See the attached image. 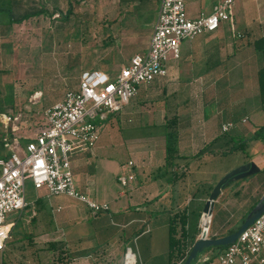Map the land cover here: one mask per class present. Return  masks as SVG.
I'll return each instance as SVG.
<instances>
[{"label": "crops", "instance_id": "1", "mask_svg": "<svg viewBox=\"0 0 264 264\" xmlns=\"http://www.w3.org/2000/svg\"><path fill=\"white\" fill-rule=\"evenodd\" d=\"M148 1L159 3V0ZM218 1L185 0L186 12L191 18L208 14ZM233 17L235 30L240 36H233L230 25L224 22L214 32L200 34L192 41H183L180 59L169 62L168 76L139 86L136 96L122 112L110 114L93 151L78 153L71 159L75 188L97 202L108 203L109 209L92 215L79 200L65 194L49 195L44 186L34 187L31 184L33 199L27 202L18 216L23 218L30 210L35 211V216L30 230H25L22 221L24 237L20 245L26 240L32 249L34 246L38 249L42 244L48 246L50 242H61L68 249L64 264H118L125 249L130 247L135 249L133 251L137 256L146 258L148 264H154L156 256L149 253L142 256L137 245H132L134 241L162 225L167 229L168 244V219L172 218L176 224V236H179L178 217L181 214L186 217L185 228L191 233L187 224L189 206L192 213L198 212L196 229L200 228L203 205L220 177H206L198 183H188L187 179L191 176L189 168L197 167L196 171H199L206 159L211 161L219 156L221 148L215 151L207 149L221 134V125L227 121L234 122L231 108L235 105L223 104L217 93L228 90L232 84H243L242 78L247 79L250 75H253L251 78H254L258 88L257 72L262 65V53L253 42L264 36V0H236ZM150 34L149 28L148 40ZM147 46L148 42L142 50ZM5 115L16 117L12 132L15 138L24 137L27 140L37 132L21 135L20 126L16 125L20 113L11 110ZM2 117L0 114V119ZM173 117L178 157L170 170L165 167L164 127L167 120ZM249 118L242 116L239 124L246 123ZM259 123L257 126L264 122ZM19 146L22 147L20 143L14 147ZM249 158L264 167V155H245L242 164ZM129 161L132 162L135 180L131 188L120 196L117 176L126 172L124 166ZM166 169L176 171L180 177L172 180V173H164ZM235 203L231 189H222L214 204L212 217L216 204L226 211ZM216 219L218 224L220 219ZM8 223L13 224L12 228L16 225L13 220ZM5 251L6 247L0 256ZM6 255L10 254L6 252ZM92 255L93 261H88ZM35 258L36 264H42L40 256Z\"/></svg>", "mask_w": 264, "mask_h": 264}, {"label": "rangeland", "instance_id": "2", "mask_svg": "<svg viewBox=\"0 0 264 264\" xmlns=\"http://www.w3.org/2000/svg\"><path fill=\"white\" fill-rule=\"evenodd\" d=\"M158 6V2L154 4L148 1L141 4L138 0H20V4L15 8L18 12L40 7L45 8L46 12L12 25L5 33L0 32V114L11 110L20 113L16 125L20 126L21 135L38 131L44 124L43 109L60 100L67 89L77 87L82 71L101 70L112 77L132 53H142L146 50L142 49L149 43V28L152 30ZM69 9L71 13L65 20L63 17ZM251 77L253 75L249 78ZM249 78H242L243 84H232L228 90L217 93L223 104L235 105L231 108V111H234L232 119L235 127L228 131V136L235 139H247L254 128L258 127V122H264V110L260 105L257 83L255 84L254 78L248 80ZM36 94L39 97H35ZM244 115L249 116V120L239 124ZM256 115L261 118L257 119ZM109 116L110 114H106V118L99 121L101 131L106 128ZM12 123L13 121L4 123L0 119V153L6 152L1 146V140L12 139ZM24 139L26 140L19 137L18 143L23 145ZM245 151L249 157L264 155V144L249 141ZM244 157L245 153L237 150L231 154L219 155L211 161L206 159L199 171H196L197 167L189 168L191 176L189 175L187 181L194 184L206 177H222L242 164ZM33 196L34 189L27 181L26 202L29 203ZM23 218L15 211L7 214L6 221H16V225L6 240L7 251L0 256V264H36L35 256H40L42 264H61V260L56 258V253L45 244L38 249H35V246L32 249L24 240L20 245L24 237L21 232ZM198 221V212L192 213L189 206L187 224L190 231L196 230ZM24 228L30 230L31 226L25 224ZM212 233L209 229L207 236L210 237ZM132 245H137L142 256L148 253L156 256L153 259L154 264H165L166 226L160 225L150 234L134 241ZM133 250L135 251L134 248ZM211 251L212 249H206L201 253ZM6 252L10 255H6ZM142 258L137 256V264H148L146 258H143L145 262ZM88 261H93V255ZM123 261L124 255L122 260L117 262L122 264Z\"/></svg>", "mask_w": 264, "mask_h": 264}, {"label": "built area", "instance_id": "3", "mask_svg": "<svg viewBox=\"0 0 264 264\" xmlns=\"http://www.w3.org/2000/svg\"><path fill=\"white\" fill-rule=\"evenodd\" d=\"M234 2L219 0L208 14L191 18L185 0H159L144 52L133 54L112 77L98 70L82 71L77 87L67 89L60 100L45 108L43 126L22 147H14L18 144L14 136L9 141L4 138L5 157H0V254L13 226L6 221L7 214H21L27 206V181L34 187L44 186L49 195L65 194L79 200L92 215L109 209L108 203L97 202L75 188L71 159L78 153L93 151L101 133L99 121L106 114L122 112L139 86L168 76L169 62L180 59L183 41L214 32L224 22L230 25L233 36H240L234 25ZM1 120L14 122L16 117L3 114ZM234 126L227 121L221 125V132ZM14 129L12 123L11 131ZM131 167L129 161L124 166L126 172L117 176L120 196L135 180ZM34 215L35 211L30 210L24 223L29 225ZM123 264H137L136 253L130 247L124 251ZM191 264H264V211L221 252L200 253Z\"/></svg>", "mask_w": 264, "mask_h": 264}, {"label": "trees", "instance_id": "4", "mask_svg": "<svg viewBox=\"0 0 264 264\" xmlns=\"http://www.w3.org/2000/svg\"><path fill=\"white\" fill-rule=\"evenodd\" d=\"M132 1V0H122ZM134 1V0H133ZM141 4L147 3V0H138ZM20 4V0H0V32H7L12 25L20 24L31 17L41 15L46 12L43 7L27 9L23 12H18L15 8ZM71 13V9L68 10L67 15L63 19L67 20ZM253 45L262 53V65L257 72V82H258V92L260 105L264 110V36L256 39ZM175 120L174 117L167 120L165 125V167L167 169H172L175 165V159L178 157L176 152L174 137H175ZM27 140H23L25 143ZM249 141H259L264 144V123L255 128L250 138L240 137L235 139L228 136V132H221L219 137L215 139L207 151H215L219 148L220 151L218 155H226L232 153L233 151L241 150L246 156V147ZM3 142L1 140V146ZM212 148V149H211ZM0 157H5L3 153H0ZM250 158L247 160L249 161ZM165 170L164 173H172V180L180 177V174H176V171ZM253 177V178H251ZM253 180V181H252ZM248 182V183H246ZM246 184V185H244ZM230 188L232 195L236 199L235 205L230 207V210H222L221 207L216 204L215 212L212 217L210 224V231L213 233L210 235L212 238L221 237L234 232L240 224L243 222L246 215L251 211L255 204L260 199L264 191V170L247 176L245 178L230 182L223 189ZM35 216V215H34ZM33 216V218H34ZM32 218V219H33ZM216 218L220 219V222L216 224ZM178 220L180 222V234L176 236V224L172 221V218L168 219V244H167V254H166V264H183L185 258L187 257L192 244L198 238L201 229L198 228L195 231L189 233L186 228V217L182 214L179 215ZM140 231L137 232L139 234ZM49 249L56 253V258L60 259L62 264H64V259L68 254V249L64 248V244L61 242H50L47 246ZM226 246H214L208 247L206 249H212L214 255L221 252ZM204 249L203 251H205ZM218 253H214V252ZM69 261V260H66ZM68 264V262L66 263Z\"/></svg>", "mask_w": 264, "mask_h": 264}, {"label": "water", "instance_id": "5", "mask_svg": "<svg viewBox=\"0 0 264 264\" xmlns=\"http://www.w3.org/2000/svg\"><path fill=\"white\" fill-rule=\"evenodd\" d=\"M262 170H264V167H260L254 161L250 160L234 167L219 178V180L215 183L212 190L210 191L208 198L203 205L202 215L200 219V234L192 244L191 249L183 264H191V262L197 257V255L208 247L227 246L233 243L237 239L239 234L260 216V214L264 211V191L258 202L246 215L243 222L234 232L216 238L207 236L211 224L214 204L220 196L222 189L226 187L230 182H234L236 180L256 174Z\"/></svg>", "mask_w": 264, "mask_h": 264}]
</instances>
